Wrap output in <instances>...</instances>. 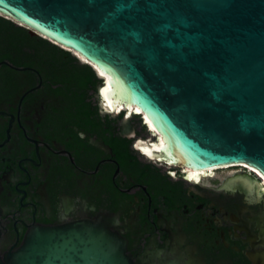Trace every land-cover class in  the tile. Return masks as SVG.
Wrapping results in <instances>:
<instances>
[{"label": "water", "instance_id": "1", "mask_svg": "<svg viewBox=\"0 0 264 264\" xmlns=\"http://www.w3.org/2000/svg\"><path fill=\"white\" fill-rule=\"evenodd\" d=\"M0 16L85 60L103 116L146 117L150 160L247 165L264 187V0H0ZM113 224L36 226L0 264H135Z\"/></svg>", "mask_w": 264, "mask_h": 264}, {"label": "flooded vegetation", "instance_id": "2", "mask_svg": "<svg viewBox=\"0 0 264 264\" xmlns=\"http://www.w3.org/2000/svg\"><path fill=\"white\" fill-rule=\"evenodd\" d=\"M57 67L0 40L1 258L36 226L102 215L135 264H264L257 171L237 165L196 180L150 160L137 144L149 137L141 122L129 130L123 114L103 116L96 93L80 113L61 93Z\"/></svg>", "mask_w": 264, "mask_h": 264}, {"label": "trees", "instance_id": "3", "mask_svg": "<svg viewBox=\"0 0 264 264\" xmlns=\"http://www.w3.org/2000/svg\"><path fill=\"white\" fill-rule=\"evenodd\" d=\"M0 40L9 47L21 51L22 48H35L44 59L58 66L59 82L63 87L61 93L69 96L70 102L76 104L80 113H85L89 104L93 107L96 88L100 80L96 72L87 64L42 37H32L24 27L0 16ZM88 102V103H86Z\"/></svg>", "mask_w": 264, "mask_h": 264}, {"label": "bare ground", "instance_id": "4", "mask_svg": "<svg viewBox=\"0 0 264 264\" xmlns=\"http://www.w3.org/2000/svg\"><path fill=\"white\" fill-rule=\"evenodd\" d=\"M84 63H85V61H84ZM99 75L100 76H104L102 73H99ZM108 87H109V85L107 84V86L104 89H102V96L104 97V99H106L107 105L109 107H112V103H111L110 99L107 98V89H108ZM117 109L118 108H116V110ZM119 111H120V109H119ZM135 111L138 114L142 115V112L138 108H136ZM144 121H145L148 129H150L151 131H155L154 126L152 125V123L146 117H144ZM144 145L145 146H143V148H144L146 154H148L150 156H153V151L151 149H149L146 144H144ZM158 145L159 144L157 142V143L154 144V147H159ZM222 168L228 169V168H231V167H222ZM222 168H217V169L207 170V171H202V172H192L190 176H192L196 180H200L202 178V176H204V177L214 176L216 174V171H218L219 169H222Z\"/></svg>", "mask_w": 264, "mask_h": 264}, {"label": "rangeland", "instance_id": "5", "mask_svg": "<svg viewBox=\"0 0 264 264\" xmlns=\"http://www.w3.org/2000/svg\"><path fill=\"white\" fill-rule=\"evenodd\" d=\"M73 56H75L74 54H72ZM76 57V56H75ZM82 60V59H81ZM83 61V60H82ZM81 62V61H80ZM84 62V61H83ZM82 63V62H81ZM139 121V120H137ZM146 135H148V132L146 130L145 132ZM237 170H241V168L239 166H234V167H231V168H228V169H225V168H222V169H219L218 171H216L217 174H222V173H225L227 171H237Z\"/></svg>", "mask_w": 264, "mask_h": 264}, {"label": "built area", "instance_id": "6", "mask_svg": "<svg viewBox=\"0 0 264 264\" xmlns=\"http://www.w3.org/2000/svg\"><path fill=\"white\" fill-rule=\"evenodd\" d=\"M140 122H141V124H142L143 122H145V121H144V118H143V120H142V121H140Z\"/></svg>", "mask_w": 264, "mask_h": 264}]
</instances>
